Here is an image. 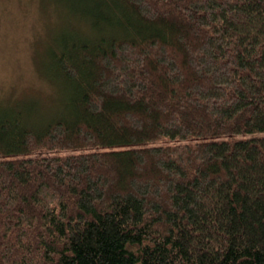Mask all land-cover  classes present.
<instances>
[{
  "label": "trees",
  "instance_id": "1",
  "mask_svg": "<svg viewBox=\"0 0 264 264\" xmlns=\"http://www.w3.org/2000/svg\"><path fill=\"white\" fill-rule=\"evenodd\" d=\"M59 7L54 111L0 104V264H264V0Z\"/></svg>",
  "mask_w": 264,
  "mask_h": 264
},
{
  "label": "rangeland",
  "instance_id": "2",
  "mask_svg": "<svg viewBox=\"0 0 264 264\" xmlns=\"http://www.w3.org/2000/svg\"><path fill=\"white\" fill-rule=\"evenodd\" d=\"M60 2L0 0V104L22 100L30 110L44 102L33 111L35 120L52 114L50 102L58 95L47 79V64L51 39L70 26L58 14Z\"/></svg>",
  "mask_w": 264,
  "mask_h": 264
}]
</instances>
